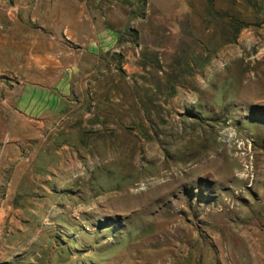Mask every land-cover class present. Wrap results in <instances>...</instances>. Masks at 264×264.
I'll list each match as a JSON object with an SVG mask.
<instances>
[{
    "label": "rangeland",
    "instance_id": "374dc122",
    "mask_svg": "<svg viewBox=\"0 0 264 264\" xmlns=\"http://www.w3.org/2000/svg\"><path fill=\"white\" fill-rule=\"evenodd\" d=\"M42 5L0 0V33L14 30L9 23L21 11ZM53 6L76 7L86 23L115 28L119 42L95 53L65 39L74 47L60 61L28 70L0 64V151L13 123L7 103L15 96L6 90L20 89L21 81L49 83L43 73L58 75L74 65L83 72L78 80L94 114L89 120L76 113L86 125L65 137L66 151L79 149V166L68 177L59 161L43 156V137L32 136L23 156L33 173L16 177L12 188L15 204L43 219L38 225L45 235L33 230L14 244L10 230L0 229V260L259 264L264 0H56ZM2 44L14 46L0 40L3 51ZM187 63L182 82L170 83L168 73ZM56 162L61 169L52 172Z\"/></svg>",
    "mask_w": 264,
    "mask_h": 264
},
{
    "label": "crops",
    "instance_id": "0c3cea01",
    "mask_svg": "<svg viewBox=\"0 0 264 264\" xmlns=\"http://www.w3.org/2000/svg\"><path fill=\"white\" fill-rule=\"evenodd\" d=\"M55 2L56 0L45 6L46 0H42V7L21 11L17 20L9 23L14 30L7 29L8 33H0V40L11 39L14 42V46L1 45V49H5L0 50V64L25 65V70H28L35 63L51 64V58L60 61L66 51L74 47L65 42V39L74 44L87 46L95 53L96 49L106 51L118 44L119 32L115 28L99 29L94 23H86L82 19L81 11L76 7L69 10L66 8L64 11L60 6H53ZM4 23L0 18L1 28ZM56 46V50L51 52L50 48ZM72 67L60 70L58 75L49 74L48 71L43 73L42 79L49 83L29 85L21 81L20 89L13 87L6 90L9 95L15 96V99L12 103H7L13 123L0 151V229L10 230L11 241L14 244L17 235L25 240L33 230L38 236L45 235L40 228L43 219H31L34 211L23 202L16 205L14 202L16 190L12 188L16 177H26L33 173V168L26 160L24 161V156L32 147V136L43 137L40 140L44 149L43 156L47 158L49 154L52 160L59 161L64 169V176L72 175L79 166L75 163L79 149L72 148L73 150L66 151L68 142L65 137L68 132L74 133L81 125H86V122L82 123V120L76 118V113L82 111L86 117L90 116L89 120L94 114L89 106L92 105V101L78 80L83 76V72L74 65ZM88 79L91 80L92 77ZM76 95L79 99L75 98ZM36 152L38 154L39 150L32 151V158L36 156ZM62 159L72 161V166L64 167ZM57 169H61L57 162L49 167L52 172ZM45 247L40 245L39 249L44 250ZM259 254L262 255L260 252ZM262 258L264 259V254ZM263 259L258 260V263L262 264ZM29 260L31 259H24L14 264H27ZM7 262L12 261L5 258L0 260V264H8Z\"/></svg>",
    "mask_w": 264,
    "mask_h": 264
},
{
    "label": "trees",
    "instance_id": "16d2710c",
    "mask_svg": "<svg viewBox=\"0 0 264 264\" xmlns=\"http://www.w3.org/2000/svg\"><path fill=\"white\" fill-rule=\"evenodd\" d=\"M242 27H243V25H240L239 27H236V30L239 31ZM188 68H189V64L187 63V65L178 67V68L174 69L173 71H170L168 73V81L170 83L182 82L181 75L183 73L187 72Z\"/></svg>",
    "mask_w": 264,
    "mask_h": 264
}]
</instances>
